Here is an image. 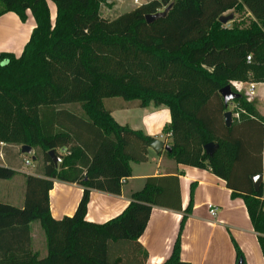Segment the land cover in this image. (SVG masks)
<instances>
[{"label":"trees","instance_id":"1","mask_svg":"<svg viewBox=\"0 0 264 264\" xmlns=\"http://www.w3.org/2000/svg\"><path fill=\"white\" fill-rule=\"evenodd\" d=\"M0 0L35 26L17 57L0 52V142L38 147L41 176L25 174L21 207L0 202V264H145L139 242L153 206L182 211L179 230L162 264L180 260L181 232L192 212L181 208L177 176H149L127 206L103 223L85 219L91 190L119 194L130 162L148 160L154 137L119 124L105 100L120 97L138 107L165 105L171 150L178 164L210 169L243 199L264 257V201L252 176L262 173L263 117L254 103L235 99L241 112L225 125L219 90L232 79L261 80L264 70V0H151L114 19L100 13L110 0ZM171 4L165 16L145 15ZM247 9L248 27H226L218 17ZM252 55L246 63V55ZM76 104L81 112L70 109ZM214 142L212 156L204 145ZM54 150L55 164L48 154ZM64 151V152H62ZM16 171L0 165V179ZM55 180L76 183L81 197L71 215L55 219L48 193ZM39 221L47 254L31 251L29 224ZM16 245V246H15ZM237 260L242 252L235 245Z\"/></svg>","mask_w":264,"mask_h":264},{"label":"crops","instance_id":"2","mask_svg":"<svg viewBox=\"0 0 264 264\" xmlns=\"http://www.w3.org/2000/svg\"><path fill=\"white\" fill-rule=\"evenodd\" d=\"M48 6L51 20H54L55 4L48 0ZM246 11L251 15L247 9ZM34 26L35 21L30 15L24 22L12 11L1 14L0 52H9L18 57ZM112 102L104 104L119 124L141 130L147 135L163 140L165 144L171 142L170 133L164 132V128L171 121L167 106L149 103L145 107H138L135 104L131 106V103L125 100ZM20 147L0 142V165L8 166L17 173L16 161L23 159ZM164 152L165 150H161L156 153L149 148L147 161H131V175L123 182L119 194L91 190L85 219L103 223L118 215L129 203L130 195L141 189L149 176H177L182 210L190 200L191 184L194 183L192 212L187 216L181 232L180 260L189 264H236L237 245L244 257V264H264L257 233L252 227L243 199L232 198L231 189L226 186L225 180L210 169L178 164ZM23 172L37 176L42 173L35 170V167L34 171ZM81 193L82 188L78 184L55 180L48 193L51 216L60 219L71 215ZM208 204L217 207L214 216L209 213ZM182 214L183 212L178 210L152 207L146 228L139 237V242L148 254L145 264H162L169 256L178 234ZM29 232L31 251L37 253L40 258L46 256L44 230L42 229V233L32 221L29 224Z\"/></svg>","mask_w":264,"mask_h":264},{"label":"rangeland","instance_id":"3","mask_svg":"<svg viewBox=\"0 0 264 264\" xmlns=\"http://www.w3.org/2000/svg\"><path fill=\"white\" fill-rule=\"evenodd\" d=\"M149 1L151 0H138V2H135V0H110L107 3H103L100 5V13L103 17L107 19H114L120 14L130 11L134 9L135 7L143 3L149 2ZM228 13L230 12H227L225 14H228ZM252 19H253L252 16L248 15L247 11L243 9L234 14L233 20L228 21L229 26L227 27H232L233 25H239L240 27H248L249 24L253 21ZM232 80H235V79H232ZM230 81L228 84H230ZM118 100L124 101L120 97H114V98L112 97V98L106 99L105 103H110L112 101L116 102ZM132 105L133 104H131V106ZM67 107H69L72 110H75L76 112H81L80 107L76 104H73V105L71 104ZM226 108L229 109L230 105L227 106ZM41 155H42L41 150L38 147H35L31 155V157L33 158L31 159V164L29 166L25 164L24 160L25 158L30 157V155L23 154V159L16 161V168L18 169V172L11 179L0 180V202L8 203V204H11L17 207L21 206V204L24 202L25 174H29L23 171H27V172L34 171V167H35V170L37 169L38 171L42 172V156ZM34 222L36 223V226L38 227V229H40L42 232L39 222L38 221H34Z\"/></svg>","mask_w":264,"mask_h":264},{"label":"built area","instance_id":"4","mask_svg":"<svg viewBox=\"0 0 264 264\" xmlns=\"http://www.w3.org/2000/svg\"><path fill=\"white\" fill-rule=\"evenodd\" d=\"M138 2V0H135ZM229 23L224 24V26H229ZM264 33V27H262ZM252 55H246V63H251ZM263 70H264V60L262 62ZM254 75L253 71L248 72L247 77L245 79H235L230 81V87L232 91L239 93L243 96V98L249 102L254 103L258 113L261 117H263V137H262V150H261V163H262V174L263 179L261 185L263 186V191L258 198L261 201H264V74L261 80H254L252 77ZM241 85V87H240ZM230 108L226 110L231 112V121L233 119H238L241 112H244L238 105L235 100L229 101L228 105ZM64 152V151H62ZM25 164L29 166L31 164V158H25ZM208 210L211 215H215L217 211V207L212 204H208ZM264 210V207H263Z\"/></svg>","mask_w":264,"mask_h":264},{"label":"water","instance_id":"5","mask_svg":"<svg viewBox=\"0 0 264 264\" xmlns=\"http://www.w3.org/2000/svg\"><path fill=\"white\" fill-rule=\"evenodd\" d=\"M171 6V4H169L168 6H166L163 10L158 11L156 13L153 14H147L145 15V19L147 22H152L160 17H163L166 15L169 7ZM234 18V13L230 12L228 14H223L221 16L218 17V20L220 23H222L223 25L228 23V21L233 20ZM219 94L223 99V103L224 106L227 107L228 102L235 100L237 98H239L241 95L239 93H236L234 91H232L230 85H225L224 87H222L219 90ZM223 118H224V122L226 126H229L231 124V112L226 110L223 113ZM149 148H151L154 152L159 153L161 150H165V151H170L171 147L169 144H165V142L161 139L158 138H154L150 143H149ZM217 149V144L214 142H209L207 144L204 145V151L206 152L207 155L212 156L215 152V150ZM20 150L23 154L26 155H32L33 150L32 147L29 145H21ZM48 154L53 158L54 163L56 164L58 161V157L56 156L54 150H49ZM262 179H263V174L259 173L255 176L251 177V180L253 181V186H254V190L258 191L261 183H262ZM236 264H244L242 259H239L237 261Z\"/></svg>","mask_w":264,"mask_h":264}]
</instances>
